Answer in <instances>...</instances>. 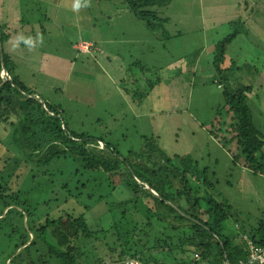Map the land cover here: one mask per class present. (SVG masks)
<instances>
[{"label":"rangeland","instance_id":"1","mask_svg":"<svg viewBox=\"0 0 264 264\" xmlns=\"http://www.w3.org/2000/svg\"><path fill=\"white\" fill-rule=\"evenodd\" d=\"M123 1L80 0L76 9V0H4L9 29L16 31L3 48L15 74L34 96L60 105L76 133L101 136L121 155L153 138L173 163L188 158L207 167L216 197L235 211L264 218V174L235 158L236 144L228 139L236 125L211 66L216 43L236 31L222 67L233 61L238 71L229 73L231 80L251 86L252 120L260 129L264 117L255 107L264 111V80L257 77L264 76V0H170L155 9L167 22L154 31ZM20 17L22 26L14 27ZM5 137L0 129L4 144ZM7 148L17 156L15 146ZM27 171L12 176V189L27 187ZM105 211L103 203L94 204L89 226L103 227Z\"/></svg>","mask_w":264,"mask_h":264},{"label":"trees","instance_id":"2","mask_svg":"<svg viewBox=\"0 0 264 264\" xmlns=\"http://www.w3.org/2000/svg\"><path fill=\"white\" fill-rule=\"evenodd\" d=\"M123 2L149 30L167 22L155 9L170 0ZM4 10L0 0V44L9 77L0 78V129L7 139L4 144L0 138V264H122L124 258L186 264L195 252L197 264H237L248 258V249L241 234L223 227L232 218L242 235L264 245V218L255 227L245 224L239 212L216 197L207 167L200 169L188 158L173 163L153 138L144 139L138 151L121 155L101 136L71 130L60 105L41 99L42 106L35 100L3 48L16 31H10L13 25ZM20 18L14 27L22 26ZM236 37L233 31L216 43L211 66L236 125L228 139L236 144L235 158L264 174V132L252 120L251 86L231 80L229 73L238 71L233 61L222 67L226 47ZM9 145L17 148L16 157ZM24 167L27 187L12 189V176ZM98 203L104 204L107 220L103 227H90L88 213Z\"/></svg>","mask_w":264,"mask_h":264},{"label":"built area","instance_id":"3","mask_svg":"<svg viewBox=\"0 0 264 264\" xmlns=\"http://www.w3.org/2000/svg\"><path fill=\"white\" fill-rule=\"evenodd\" d=\"M260 155H264V148L260 150ZM246 241L248 249V258L246 260H239L237 264H264V245H255L245 236L242 237ZM127 260V258H125ZM125 260V261H126ZM199 260V255L195 252L186 264H196ZM124 264H133V262L126 261ZM222 264H228L223 262Z\"/></svg>","mask_w":264,"mask_h":264},{"label":"crops","instance_id":"4","mask_svg":"<svg viewBox=\"0 0 264 264\" xmlns=\"http://www.w3.org/2000/svg\"><path fill=\"white\" fill-rule=\"evenodd\" d=\"M76 44H78V45H80V44H82V42H80V43H76ZM72 48L74 49V50H76L78 53H81V54H84V53H82L81 51H79V49H75L76 48V46H75V44H73L72 45ZM78 48V47H77ZM249 75V74H248ZM262 74L261 73H258V75H257V77H261V80H264V76H261ZM263 99H264V97H263ZM249 101H250V99H249ZM251 102V101H250ZM255 110H257V112L259 113V116H263L264 117V114H262V113H264V111H262L261 109H259V106L258 107H255ZM251 112H252V109H251ZM259 129V128H258ZM260 131L261 130H264V123H263V126H260V129H259ZM225 147V146H224ZM236 148V147H235ZM227 152H229V154H230V151L228 150ZM230 156V155H229ZM232 157H234V155H232ZM245 170H247V169H245ZM237 212H239V211H237ZM240 214H241V212H239ZM102 214V213H101ZM247 213H244V215H242L243 217L241 218V220H244V223L245 224H247V225H249L250 227H255V225H257V223H258V220H260V219H262L261 217H259V216H256V217H254V219L255 220H253V219H249L250 218V213L249 214H247ZM98 217H101L100 215L98 216ZM103 218V217H102ZM229 220V219H228ZM98 221V220H97ZM227 221V220H226ZM244 224V225H245ZM224 227V226H223ZM227 231H229V232H231V233H237V234H241L240 235V237L242 238L243 236H245V235H242V233H240V231H239V224H236V223H234V220H233V222H232V224H230V226L229 227H224ZM245 229H247V228H245ZM246 237V236H245ZM247 238V237H246ZM243 239V238H242ZM192 256V255H191ZM191 256H190V258H191ZM128 260H131L132 262H133V264H143V263H141V262H138V261H136V260H133V259H130V258H127ZM198 263V261L196 262V264ZM122 264H124V262H122ZM201 264H208V263H201Z\"/></svg>","mask_w":264,"mask_h":264},{"label":"water","instance_id":"5","mask_svg":"<svg viewBox=\"0 0 264 264\" xmlns=\"http://www.w3.org/2000/svg\"><path fill=\"white\" fill-rule=\"evenodd\" d=\"M0 17H1V14H0ZM0 62H1V70H0V72L2 73V74L0 75V78H1L2 82L5 81V80L9 81L8 74H7V72H6L5 69H4V65H3V61H2V49H1V44H0ZM32 97H33L35 100H37L38 102H40L41 105L43 106V102H42V100H41L39 97H37V96H32ZM144 188H145V189H148L147 186H144ZM149 191L155 195V193H154L153 191H151V190H149ZM8 262H9V261H8ZM8 262H7V264H8Z\"/></svg>","mask_w":264,"mask_h":264},{"label":"clouds","instance_id":"6","mask_svg":"<svg viewBox=\"0 0 264 264\" xmlns=\"http://www.w3.org/2000/svg\"><path fill=\"white\" fill-rule=\"evenodd\" d=\"M75 8L76 9H79L80 8V0H76Z\"/></svg>","mask_w":264,"mask_h":264}]
</instances>
